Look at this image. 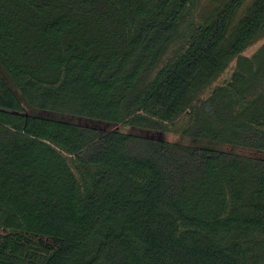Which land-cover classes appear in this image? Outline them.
Listing matches in <instances>:
<instances>
[{
    "label": "trees",
    "instance_id": "trees-1",
    "mask_svg": "<svg viewBox=\"0 0 264 264\" xmlns=\"http://www.w3.org/2000/svg\"><path fill=\"white\" fill-rule=\"evenodd\" d=\"M197 3L0 0V264H264V0Z\"/></svg>",
    "mask_w": 264,
    "mask_h": 264
},
{
    "label": "rangeland",
    "instance_id": "rangeland-1",
    "mask_svg": "<svg viewBox=\"0 0 264 264\" xmlns=\"http://www.w3.org/2000/svg\"><path fill=\"white\" fill-rule=\"evenodd\" d=\"M221 0H198V5H197V13L199 14L200 12H202V8L208 4H211V6L218 4ZM263 43V40H259L256 43H254L253 45H251L246 51L245 54L251 56L259 47L260 45ZM232 66H234V63L228 68V70H226L225 72H223V74L220 76V78L216 81L217 84H223L225 83L231 76V71H232ZM208 91V90H207ZM124 129H126V127H124ZM167 139L169 140H178L179 139V135L176 134V132H169L167 134Z\"/></svg>",
    "mask_w": 264,
    "mask_h": 264
}]
</instances>
